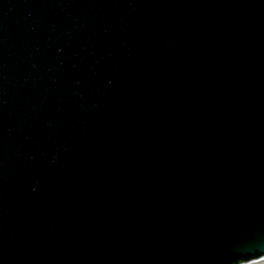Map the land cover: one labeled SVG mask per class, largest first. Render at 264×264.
Here are the masks:
<instances>
[{
    "label": "water",
    "instance_id": "obj_1",
    "mask_svg": "<svg viewBox=\"0 0 264 264\" xmlns=\"http://www.w3.org/2000/svg\"><path fill=\"white\" fill-rule=\"evenodd\" d=\"M264 255V0H0V264Z\"/></svg>",
    "mask_w": 264,
    "mask_h": 264
},
{
    "label": "bare ground",
    "instance_id": "obj_2",
    "mask_svg": "<svg viewBox=\"0 0 264 264\" xmlns=\"http://www.w3.org/2000/svg\"><path fill=\"white\" fill-rule=\"evenodd\" d=\"M263 260H264V256H261V257H259V258H253V259L247 261L246 263H247V264H255V263H257V262H261V261H263ZM244 263H245V262H244Z\"/></svg>",
    "mask_w": 264,
    "mask_h": 264
},
{
    "label": "rangeland",
    "instance_id": "obj_3",
    "mask_svg": "<svg viewBox=\"0 0 264 264\" xmlns=\"http://www.w3.org/2000/svg\"><path fill=\"white\" fill-rule=\"evenodd\" d=\"M248 261H249V260H248ZM244 262H245V263H244ZM246 262H247V261H242V262L237 263V264H247ZM255 264H264V260L261 261V262H257V263H255Z\"/></svg>",
    "mask_w": 264,
    "mask_h": 264
}]
</instances>
